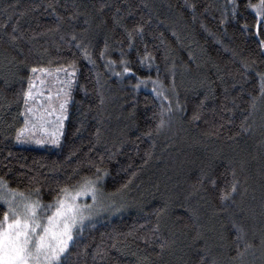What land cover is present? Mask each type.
Wrapping results in <instances>:
<instances>
[{
	"label": "trees",
	"instance_id": "trees-1",
	"mask_svg": "<svg viewBox=\"0 0 264 264\" xmlns=\"http://www.w3.org/2000/svg\"><path fill=\"white\" fill-rule=\"evenodd\" d=\"M258 2L0 0V178L51 204L98 166L106 191L142 199L85 228L61 264H264ZM56 66L79 70L62 144L18 145L32 69ZM233 169L240 191L223 200ZM233 222L256 245L242 258Z\"/></svg>",
	"mask_w": 264,
	"mask_h": 264
},
{
	"label": "snow or ice",
	"instance_id": "snow-or-ice-1",
	"mask_svg": "<svg viewBox=\"0 0 264 264\" xmlns=\"http://www.w3.org/2000/svg\"><path fill=\"white\" fill-rule=\"evenodd\" d=\"M249 8L254 10V15L257 17L255 21V30L259 33L264 29V0H259L257 4L249 3ZM247 27V24L244 25ZM132 31H143V25H136ZM132 31L128 33L129 37L132 36ZM17 37L13 36V39ZM264 45V41H261ZM107 47V45L105 46ZM85 54L88 55L87 49ZM104 55V53H101ZM248 66V65H246ZM33 73L40 71L47 73L48 69L33 67ZM57 71H60L57 69ZM75 69H73V72ZM125 72L132 71L130 68L125 67ZM261 76V92L264 93V73ZM147 81L141 79V83ZM155 86L158 82L153 81ZM70 86V82H69ZM160 94L159 92L157 93ZM33 95V85L29 81V87L24 92L25 105L29 103L28 97ZM60 95L59 93L57 94ZM69 100V93H63V102L60 103V109L63 113L65 105ZM170 103V102H169ZM177 103H179L177 101ZM31 109L26 108V113ZM172 109L169 107L167 110L162 109L160 113L159 124L157 130L167 126L170 121L164 119L165 112L171 113ZM47 114V113H45ZM43 120L39 124H33L27 119L25 120L24 127L16 133V139L29 140L37 144H44L50 140L53 145L60 143V136L62 132L59 130L62 125H58L57 131L53 134L47 128H43ZM47 133V135H44ZM149 135L151 132L148 133ZM43 136V138H40ZM101 173L107 174V169L96 167V172L93 175H84L75 181V184L65 183L60 187L55 199L51 204H43L39 198L37 191L36 197H27L23 193L18 194L11 188H8L3 181H0V201H4L6 210L0 212V264H60L62 255L66 254L74 241V233L78 229H82L86 220L96 214L98 207H104L100 204L97 184L102 179ZM74 173L73 176H76ZM70 180L72 178H69ZM210 183L215 184V179H210ZM240 181L236 176V170L233 169V181L221 192V199L229 200L237 192ZM126 187V185L121 186ZM247 189H245V192ZM91 193V200L93 203H81L79 198ZM244 193H241L243 196ZM49 207H54L51 215L41 216L40 209L43 208L46 212ZM111 207L116 210L115 201L112 202ZM169 204L158 209L157 216H163L167 213ZM46 220V223L44 222ZM236 228V236L234 239L238 242L236 251L238 257H244L246 254L254 251L256 245L250 242L246 236V229L243 224L233 222ZM159 227V225H157ZM224 237H221L223 239ZM261 249H264V233L260 236ZM170 243L174 244L175 241ZM242 245V246H241ZM169 246L168 242L160 244L161 250ZM203 264V258H201Z\"/></svg>",
	"mask_w": 264,
	"mask_h": 264
},
{
	"label": "rangeland",
	"instance_id": "rangeland-1",
	"mask_svg": "<svg viewBox=\"0 0 264 264\" xmlns=\"http://www.w3.org/2000/svg\"><path fill=\"white\" fill-rule=\"evenodd\" d=\"M43 68L48 69V72L44 73L37 71L35 72V74L31 79L33 85V95L31 97H28L29 103L25 107L24 117L25 120L27 119L33 124H39L40 120L42 119L43 120L42 127L47 128L53 134L57 131L58 125H62V128L59 129L62 132V135L60 136V143L58 145H53L50 140H47L46 143L44 144H37L29 140L18 141L17 139H16V143L18 145L36 147V148L45 147V146H52L54 148H58L61 146L63 141L66 124L70 113V105L77 84L79 70L77 66H56V67H43ZM57 69H59L60 71H57ZM73 69H75L74 72ZM69 82H70V86H69ZM65 91L69 93V100L65 105V109L62 113L60 109V103L63 102V93ZM58 93L60 94L59 96L57 95ZM26 108L31 109V111H28L26 113ZM44 135H47V133H45ZM40 138H43V136H41ZM0 181H3L8 188H11L8 185V183L2 178H0ZM104 181H105V177L102 176V179L97 184L98 189H100L98 193L99 201L100 204L104 205V207L102 208L98 207L96 214L85 221L83 228L75 231L74 240L88 226L106 219L113 218L119 215L120 213L124 212L126 209L135 207L134 204L135 200L136 202L142 201V199L140 198L141 195L137 194V196L133 197L134 196L133 191L132 192L106 191L104 188ZM13 190L18 194V199H19V193H23L24 196L27 197H32V198L36 197V195L34 194L22 192L16 189ZM79 200L81 203H88V204L93 203V201L91 200V193H88L87 195L80 197ZM113 201H115L116 210H114L111 207ZM2 203L5 205L4 201H2ZM53 211L54 208L49 212L48 210L45 212L44 209L41 208L40 214L43 217V216L51 215ZM44 222L46 223V220ZM66 255L67 253L62 255L60 264L62 263ZM41 264H43V261L41 262Z\"/></svg>",
	"mask_w": 264,
	"mask_h": 264
}]
</instances>
